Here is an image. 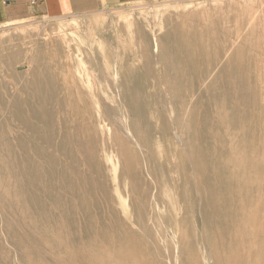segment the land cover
<instances>
[{
  "label": "bare ground",
  "instance_id": "obj_1",
  "mask_svg": "<svg viewBox=\"0 0 264 264\" xmlns=\"http://www.w3.org/2000/svg\"><path fill=\"white\" fill-rule=\"evenodd\" d=\"M212 2L211 7H214L220 0ZM233 2L236 4V1ZM251 2L247 3L251 5ZM229 5H225L226 8L232 4ZM179 8L175 7L174 10ZM192 8L193 5H186L183 11H179L182 14L177 15H166L173 10L171 7L163 9L158 14L157 25H152L149 30L146 29L147 24L137 21L128 22L127 27L118 29L122 34L118 42L121 40V43L130 47L128 59L119 69H115V77L118 78L117 93L122 101L119 100L120 108L125 111L124 117L128 122L123 128L127 136L122 129H114L119 162L113 163L112 169L115 172L114 179L117 176L123 179L129 189L133 215L129 213V207L123 214L132 228H128L107 206L105 197L92 203L93 210L89 207L81 216L68 217L71 227L78 224L81 226L74 241L78 249L90 254L93 263L102 259L104 249L113 246L119 247L124 258L134 250L141 257L150 255V246L135 231L148 235L147 221H160L161 201L171 205L175 211L181 207H192L194 213L199 215L201 225L206 224L204 239L200 235L205 245L199 247L203 249V258L206 254L215 253V248L209 250L206 247L207 239L211 238L210 222H218L219 230L225 236L234 238L243 233L247 226L242 220H237L236 214L239 211H244L247 215L253 211L254 214L249 219L253 223L264 220V203L258 202L264 186L257 183L249 187L252 179L248 177V181L246 177L252 174L256 176L253 180H257L264 173V160L255 159L260 150L251 145L262 140L264 146V104L261 102L264 89L256 87L253 82L255 46L260 44L255 42L259 36L255 33L256 23L252 17H247L244 23L237 13L232 17H215L214 10L204 4L199 7V12ZM222 21L226 24L220 23ZM106 31L112 33L115 30L109 25ZM129 32L131 35H128ZM34 35L41 37L39 32ZM66 43L61 42L63 45ZM99 44L102 46L103 43ZM35 46V51L23 50L16 45L1 46L0 106L4 99L5 104L6 99H9V82L20 85V93L35 94L38 86L53 85L52 76L61 74V64L72 60L77 61L70 66L73 70L69 73V78L73 80L72 90H63L69 93L79 92L80 102L84 107L86 101H90L93 106L98 103L97 95L92 90L95 83L92 75L96 78L100 69L103 74L109 69L105 53L96 52L95 61L87 69L86 64L90 62L85 61V53L80 49L74 59L75 52L67 44V49L63 50L65 53L60 46L45 47L39 43ZM132 46L137 48L136 51L131 50ZM50 53L55 58L52 65H48L46 60ZM154 53L157 55H153ZM136 60L140 62L138 67L135 65ZM23 61L28 67L25 73L29 75V79L25 81L15 72L17 65ZM154 64L163 72L173 70L174 73L164 78L158 77ZM259 71L260 67L256 66V74ZM239 76L244 77L242 84L240 81L235 82ZM245 80L251 82L245 83ZM150 81L155 83L152 88ZM25 100L21 102L13 98L10 101L7 112L10 118L18 120L31 109L37 114L30 99ZM106 103L103 102L105 108ZM76 108L75 100L61 101L60 109L63 111ZM168 113L170 115L167 116ZM2 115L4 119L0 121V126L7 119L5 113ZM77 116H80V110ZM24 121L28 123L26 119ZM74 131L75 138L71 142L79 152L77 155L88 157L89 162L100 173L102 170L97 162L92 129L78 123ZM154 139L155 148L159 149H155V153L151 145ZM170 144L171 149L166 150L165 146ZM158 158L162 160L161 165L157 162ZM180 181L182 184H179ZM159 188L161 199L153 195V191ZM222 189L228 190L229 195L220 196L217 191ZM120 204L122 207L123 204ZM152 211L153 217L149 219ZM235 228L242 231L235 233ZM188 234L187 238H191L192 234ZM62 240L58 236L51 239L59 244ZM259 240H263L262 237ZM188 248L185 246L182 251ZM257 257L264 259V250L258 251Z\"/></svg>",
  "mask_w": 264,
  "mask_h": 264
},
{
  "label": "rangeland",
  "instance_id": "obj_2",
  "mask_svg": "<svg viewBox=\"0 0 264 264\" xmlns=\"http://www.w3.org/2000/svg\"><path fill=\"white\" fill-rule=\"evenodd\" d=\"M212 1L134 0L130 4L113 7L96 14L21 20L0 27V52L3 45H16L23 50L35 51L37 49L35 45L39 43L45 47L59 48L60 46L63 51L67 49L65 46L67 44L72 47L73 53L75 52L74 59L79 49L85 53V56L83 55L85 61L90 62L86 64V67L84 66L85 68L88 69V66L95 61L96 52L107 55L109 66V69L105 71L106 74H103L100 69V74L96 78L89 72L92 80L95 81L92 90L97 95L98 103L94 106L90 101H86L84 107V104L80 102L79 92L69 93L63 90H72L73 80L69 78V73L73 72L70 66L77 62L75 60L62 63L59 71L61 74L52 76L53 85L38 86L35 94L20 93L21 86L12 85L9 82L10 91L7 96L9 99H6V104L4 99L0 106V121L4 119L3 113L7 115L4 124L0 126L3 128L0 130V264H264V259L257 257V252L264 250V220L256 222L257 225L253 223L254 221H250L253 211L248 215L244 211L236 214L237 220H242L247 226L241 234L239 231L242 230L235 228V233L239 235L234 238L225 236L219 230L218 222L209 223L211 238L207 239L206 247L209 250L215 248V253L213 255L205 253L208 261L201 255L203 249H199L205 246L202 238L204 239L207 230L206 224L201 225L199 215L194 213V209L190 206L181 207L180 210L175 211L171 205L161 201L160 221L157 223L147 221L148 235L135 231L150 246L151 253L147 257L135 254L134 250L124 258L119 247L113 246L102 251V259L98 263L90 260L91 256L87 251L78 249L74 238L79 235L81 226L78 224L71 227L67 220L68 217L81 216L84 211L89 210V207L92 208L91 205L95 200L105 197L107 206L128 228H132L125 219L126 215L123 214L129 207L128 211L133 215L129 189L123 179L118 176V179H114L115 172L112 169V164L119 162L118 148L113 137L114 129L118 127L125 133L124 125L128 122L124 117L125 111L120 108L121 99L118 97L116 81L118 78L115 77L117 72L115 69H119L128 59L130 47L121 43L123 42L121 40L120 43L118 42L122 35L118 29L127 27L128 22L137 21L143 25L147 24L146 29L149 30L152 25H157L158 14L165 8H173L166 15H177L182 14L179 11L181 9L183 11L186 5H193L192 10L199 12V7L203 4L214 10L215 17H232L231 15L234 16L237 13L244 23L252 17L253 22L256 23L255 33L259 34L255 42L260 43L255 46L253 82L256 87L264 89V0H220L216 3L217 6L211 7ZM232 1H236V4L233 2L234 5ZM250 1H252L251 5L247 3ZM227 3L233 6L229 5L230 7L226 8ZM175 7L180 8L174 10ZM229 8L231 9L227 13ZM150 23L151 25H148ZM220 23L226 24L224 21ZM109 25L115 30L112 33L106 31ZM33 32L41 33V37L35 36ZM128 35L131 33L129 32ZM61 42L66 44L63 45ZM99 43H103L102 46ZM136 49L132 46L131 50L136 51ZM153 55L156 56L157 53ZM46 60L48 65L54 64V55L50 53ZM135 65L136 67L140 65L139 60H136ZM154 65L156 66L155 74L158 77L164 78L174 73L173 70L163 72L157 64ZM256 66L260 67L257 74ZM27 69L24 61L17 65L15 72L20 75L21 80L29 79V75L25 73ZM246 80L245 83H249L250 80L248 82ZM236 81L242 84L244 77L239 76ZM150 83L152 88L155 83L153 81ZM262 95L261 102L264 104V92ZM13 98L21 102L30 99L37 114L35 115L31 109L27 115L20 116L18 120L10 118L7 112ZM63 100L67 102L75 100L78 108L61 110L60 104ZM103 102H107V108L104 107ZM79 110L80 116H77ZM78 123L92 129L97 162L102 170L100 173L96 171V166L89 162L88 157L77 155L79 152L71 142L75 138L74 128ZM125 135L127 136L126 133ZM129 139L133 142L131 137ZM155 141L156 139L151 144L154 153L159 150L155 148ZM261 141L251 143L260 150L255 158L258 161L264 160V146ZM171 147L170 144L165 146V149H171ZM157 160V162L162 161L159 158ZM158 164L161 165V162ZM246 177L248 181L249 178L252 179L249 187L257 183L264 186V173H261L257 180H253L256 176L252 174ZM148 180L150 181V178ZM179 184L182 182L180 181ZM227 191L222 189L217 193L220 196H228ZM153 195L161 199V188L154 190ZM260 195L258 202L264 203V192ZM120 203L123 204L122 207ZM152 213L153 211L149 214V219L153 217ZM188 232L193 238H187ZM53 236L61 237L63 242L60 244L52 242ZM259 237L263 240L258 241ZM185 246L191 249L182 251Z\"/></svg>",
  "mask_w": 264,
  "mask_h": 264
},
{
  "label": "crops",
  "instance_id": "obj_3",
  "mask_svg": "<svg viewBox=\"0 0 264 264\" xmlns=\"http://www.w3.org/2000/svg\"><path fill=\"white\" fill-rule=\"evenodd\" d=\"M134 0H0V27L12 22L42 18L91 15Z\"/></svg>",
  "mask_w": 264,
  "mask_h": 264
},
{
  "label": "built area",
  "instance_id": "obj_4",
  "mask_svg": "<svg viewBox=\"0 0 264 264\" xmlns=\"http://www.w3.org/2000/svg\"><path fill=\"white\" fill-rule=\"evenodd\" d=\"M32 3H34V0H32Z\"/></svg>",
  "mask_w": 264,
  "mask_h": 264
}]
</instances>
